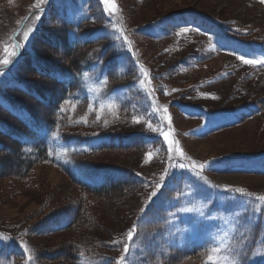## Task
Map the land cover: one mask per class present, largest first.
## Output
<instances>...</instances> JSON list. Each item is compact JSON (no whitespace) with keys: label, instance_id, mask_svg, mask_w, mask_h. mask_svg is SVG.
Returning <instances> with one entry per match:
<instances>
[{"label":"trees","instance_id":"obj_1","mask_svg":"<svg viewBox=\"0 0 264 264\" xmlns=\"http://www.w3.org/2000/svg\"><path fill=\"white\" fill-rule=\"evenodd\" d=\"M82 6L85 14L77 21L70 12L81 9L78 0H52L48 10L40 17L41 22L46 18V22L51 20L50 26L36 32L33 51L27 47L26 51L22 46L19 61L5 68L11 75L0 82V178H10L25 185L38 167L51 166L65 174L83 194L78 200L61 206H44L45 210L23 229V236L56 235L77 227L87 228L78 240L70 242L72 244L67 250L60 247L54 251H43L32 244L31 253L23 249L22 242L18 240L20 236L0 229V263L18 264L23 260V264H117L123 245L127 243L126 264H206L207 248L173 242L166 235L163 220L167 217L165 205L174 191L163 184L144 212L138 214L139 222L135 220L125 235L101 240L98 244L88 241L91 237L88 228H97L96 222L100 221L96 220L89 201L129 193L149 183L148 178L137 170L114 163L111 157L118 153L145 155L162 152L164 147L150 129L146 133L134 134L98 129L97 123L106 119L96 114L97 108L91 104L84 74L99 71L104 76L107 95L123 91L116 105L106 108L112 118L141 116L148 121L151 107L145 103L146 112L142 104L136 105L140 102L139 98H135L137 78L144 76L139 71L135 55V36L142 39L152 35L159 39L171 38L180 33L181 28H189L188 34L202 39L207 47L203 52L190 53L178 61L180 68H192L218 54L234 58L244 66L250 65L238 59L241 54L226 46L241 44L264 48V34L255 35L250 32L254 31L252 29L190 10L162 15L147 25L131 30L116 8L111 14L106 11L110 5L103 0H84ZM66 8H70L69 11ZM181 20L185 22L183 25H179ZM43 51L47 56L42 55ZM7 59L13 57L9 55ZM251 66L252 71L243 74L244 78L251 79L264 73V64ZM149 75L152 77V74ZM234 76V70L226 71L216 81ZM180 110L188 117L202 120L238 114L239 120L234 124L223 121L208 131L220 132L225 127H237L246 120L263 115L264 96L233 108L217 110L181 102ZM113 123L119 125L121 122ZM128 124L120 126L124 128ZM101 140L100 144H96ZM61 142L68 146L62 158L58 157L60 152L57 147ZM84 146L89 148L83 149ZM11 155L17 158L16 169L5 167L3 160L11 162ZM5 168L8 171L3 173ZM61 224L65 226L54 228ZM133 225H136V232L129 241L128 231ZM263 232L264 221L249 223L242 235V248L237 253L246 258L260 245ZM102 246L118 255L101 253L98 248Z\"/></svg>","mask_w":264,"mask_h":264},{"label":"rangeland","instance_id":"obj_2","mask_svg":"<svg viewBox=\"0 0 264 264\" xmlns=\"http://www.w3.org/2000/svg\"><path fill=\"white\" fill-rule=\"evenodd\" d=\"M83 1L78 0L81 6L79 11L70 12L77 21L85 14ZM114 2L131 30L147 25L162 15L190 10L252 29L256 33L250 32L255 35L264 34V2L261 0H114ZM36 4L37 0H0V60L7 59L14 51V32L23 24L27 13L31 12V15L28 16L18 36L25 49L27 47L33 51L36 46V43L34 44L36 32L50 26L51 20L46 22L47 18L43 22L41 18L35 19L36 15L40 16L45 12L42 11L44 3L39 7H36ZM69 9L66 8L67 11ZM30 27L34 31L25 41L24 33ZM133 42L136 45L135 55L139 71L142 74L143 69L144 72L152 74V77L142 74L144 77H138L136 83L135 98L140 99L136 105L142 104L146 112L145 103L151 107L147 115L148 121L141 116L130 119L122 116L112 118V114L106 111L111 100L109 98L106 100L104 78L97 71L84 76L87 93L97 108L96 114L108 120H100L97 128L124 134L146 133L151 128H158L169 134L170 141H178L186 156H190L198 164L207 161L208 164L200 170L201 176L206 177L207 182L195 176L188 168L169 169L170 174L163 182V186L172 189L174 193L165 205L167 217L163 220L166 235L173 242L180 244L207 246L208 255L204 260L206 264L209 255L213 256L216 264H241L239 259L241 255L237 252L242 248V235L246 233L249 223L264 221V159L257 161L258 157L264 156V114L246 120L237 127H225L220 132H208L219 123L235 118V115L206 120L191 118L181 112L180 104L189 103L217 110L257 100L264 96V73L251 79L244 78L243 74L252 71V66H244L225 54H218L212 60L192 68H180L177 66L180 59L190 53L203 52L207 48L203 45L202 39L190 36L188 32H180L171 38L161 39L153 35L146 39L135 36ZM42 53L43 56H47L45 51ZM50 53L59 56L55 52ZM262 58L264 55L261 54L260 59ZM0 68H4V65ZM230 70H234L236 76L216 81V78ZM4 72L6 74L0 76V81L11 75L6 69ZM141 80L144 81L143 84L140 83ZM174 89L176 91H173ZM122 95L123 91L112 92L114 104ZM114 121L121 123L114 125ZM123 123L129 124L123 128L120 126ZM153 133L162 142L164 147L162 152L145 155L137 152L118 153L114 154V158L111 157V160H115L114 163L137 170L148 178L149 183L139 190L117 193L100 200L93 198V201H89L92 212L96 213V220L100 221L96 222L97 228H88L91 234L88 241H96L94 244H98L101 240L108 241L125 235L135 220L139 222L138 214L141 208H147L150 203L148 197L156 185L162 183L160 177L164 169L176 163L191 164L187 159L178 158L176 152L169 151V142L164 140L160 132ZM9 158L11 162L3 160L5 167L16 169L17 158L15 155ZM6 168L3 173L8 171ZM223 185L243 188L248 194L226 190ZM81 197L83 194L68 177L51 166L38 167L25 185L18 184L10 178H0V229L20 236L18 240L30 253L32 244L43 251H54L60 247L67 250L72 244L70 242L78 240L87 227H77L56 235L29 237L23 236V229L37 218L36 215L45 210L44 206L49 208L61 206ZM259 243L260 245L247 255L251 256L246 257L247 263L259 259L261 264H264V232ZM217 248L219 252L213 251ZM98 249L101 253L118 255L117 252L107 251L103 246ZM23 262L21 260L18 264Z\"/></svg>","mask_w":264,"mask_h":264},{"label":"snow or ice","instance_id":"obj_3","mask_svg":"<svg viewBox=\"0 0 264 264\" xmlns=\"http://www.w3.org/2000/svg\"><path fill=\"white\" fill-rule=\"evenodd\" d=\"M46 0H37V4L36 7H39L41 4L45 3ZM103 2L105 4H109L110 7L109 9H106V11H109V13L111 14V12L117 7V5L115 4L114 0H103ZM261 2H264V0H261ZM36 20L40 19L39 15L35 16ZM34 31L33 28H28V30L24 33V40L27 41L30 37V35L32 34V32ZM181 32H188L189 28H181L180 29ZM237 31H239V29H237ZM179 35V33H177ZM124 39L126 40L127 37H124ZM23 45H20L19 43H17L16 45H14V48H19L22 47ZM233 55H236V53H233ZM11 57H16L17 56V52L16 51H12L10 53ZM238 59L242 60L245 64H250V65H256V64H264V58L260 59V60H253V59H246L245 55H239ZM13 60L12 59H4V60H0V65H9L12 64ZM142 74L147 76L149 75L148 72H144L143 69H141ZM6 73L4 72L3 68H0V76L5 75ZM85 76H87V73L84 74ZM141 84L144 83L143 80L140 81ZM173 91H176L175 89ZM101 107H103V105H101ZM89 108L91 109L92 106L89 105ZM167 110V107L165 106V111ZM157 111H159V109H157ZM83 119V118H82ZM86 122V121H85ZM138 122V121H137ZM149 127L151 128V125H149ZM151 130L153 132H160L161 135H163L164 140L169 142V151H174L177 153L178 158H183V159H187L189 161H191L190 165H185L183 163H176V164H172L169 165V167H166L164 169L163 174L161 175L160 179H161V184H157L156 188L151 192V194L148 197L149 202L152 200L153 197H155L159 191V189L161 188L163 182L165 181V178L169 175V169L170 168H175V167H179L181 169L184 168H188L190 171L193 172V174L195 176H197L198 178L204 180L205 182H207V178L206 177H202L200 170L203 169L205 167V165L208 164V162H204V164H198L196 161L192 160V158L190 156H186V154L183 152V150L179 147V143L178 141H170L169 140V134L167 132H163L162 130L158 129V128H151ZM56 135L58 136L59 133L57 132ZM172 145H175V147H172ZM147 162V161H146ZM213 187H220L219 185H213ZM223 187L226 190H232V191H236L239 192L241 194L247 195L248 193L245 192V189L243 188H232L230 185H223ZM144 208H141V212H144ZM183 211H192V209H183ZM136 232V225H133V227L128 231V240H132L134 234ZM9 239H11V237H9ZM118 243V242H117ZM25 251H27V247L25 246ZM129 251V245L126 243L123 245V252L121 254V256L119 257V260L117 261V264H126V254ZM213 251L219 252V249H214ZM29 260H31V257L28 258ZM207 264H216V261L214 260L212 255L208 256V262Z\"/></svg>","mask_w":264,"mask_h":264}]
</instances>
